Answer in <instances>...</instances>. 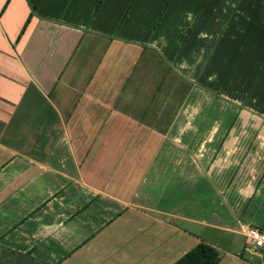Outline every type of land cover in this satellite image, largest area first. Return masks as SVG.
<instances>
[{
	"label": "crops",
	"instance_id": "1",
	"mask_svg": "<svg viewBox=\"0 0 264 264\" xmlns=\"http://www.w3.org/2000/svg\"><path fill=\"white\" fill-rule=\"evenodd\" d=\"M190 6L209 21L185 26ZM247 227L261 0H0V264H173L200 243L264 264Z\"/></svg>",
	"mask_w": 264,
	"mask_h": 264
},
{
	"label": "trees",
	"instance_id": "2",
	"mask_svg": "<svg viewBox=\"0 0 264 264\" xmlns=\"http://www.w3.org/2000/svg\"><path fill=\"white\" fill-rule=\"evenodd\" d=\"M263 4V22H264V0H261ZM29 18H26L25 24L20 31L18 37H20L29 21ZM219 260L218 252L204 243H200L186 254H184L179 260L173 264H217Z\"/></svg>",
	"mask_w": 264,
	"mask_h": 264
},
{
	"label": "rangeland",
	"instance_id": "3",
	"mask_svg": "<svg viewBox=\"0 0 264 264\" xmlns=\"http://www.w3.org/2000/svg\"><path fill=\"white\" fill-rule=\"evenodd\" d=\"M226 6L227 8H230V4L226 3ZM232 6V5H231ZM194 7L193 6H190V7H185L184 10H189L190 12H184L182 13V22L184 23L185 26H190L192 25V23L194 21H199V20H206L207 22L209 21V19H205L202 17V15L198 14V13H193L191 11H193ZM202 9V7H201ZM200 9V10H201ZM162 14H157L156 18H158V16H161ZM196 19V20H195ZM207 27L204 25L203 28H200L199 29V37H208V33H212V30H209V25L206 23ZM196 26V25H195ZM189 28V27H188ZM195 28V27H194ZM218 28V27H217ZM195 32L197 33V29H194ZM193 30V31H194ZM204 34V35H203ZM211 35V34H210ZM213 35V34H212ZM162 47V46H161ZM158 48H160L158 46ZM263 231H264V228H263ZM240 246V245H239Z\"/></svg>",
	"mask_w": 264,
	"mask_h": 264
},
{
	"label": "built area",
	"instance_id": "4",
	"mask_svg": "<svg viewBox=\"0 0 264 264\" xmlns=\"http://www.w3.org/2000/svg\"><path fill=\"white\" fill-rule=\"evenodd\" d=\"M245 242L255 250L264 248V231L260 227H247L244 232Z\"/></svg>",
	"mask_w": 264,
	"mask_h": 264
},
{
	"label": "water",
	"instance_id": "5",
	"mask_svg": "<svg viewBox=\"0 0 264 264\" xmlns=\"http://www.w3.org/2000/svg\"><path fill=\"white\" fill-rule=\"evenodd\" d=\"M251 251L258 257H262V255L264 254V250H262V249L257 251L254 248H252Z\"/></svg>",
	"mask_w": 264,
	"mask_h": 264
}]
</instances>
